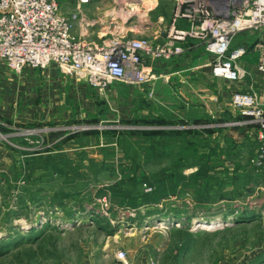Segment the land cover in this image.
<instances>
[{"label":"rangeland","instance_id":"374dc122","mask_svg":"<svg viewBox=\"0 0 264 264\" xmlns=\"http://www.w3.org/2000/svg\"><path fill=\"white\" fill-rule=\"evenodd\" d=\"M100 1L112 20L152 0ZM261 40L235 43L255 60ZM157 119L167 110L150 108L145 85L0 65V264H125L120 250L127 264H264V170L247 149L226 160L222 137H196L216 124Z\"/></svg>","mask_w":264,"mask_h":264},{"label":"built area","instance_id":"2783aa9c","mask_svg":"<svg viewBox=\"0 0 264 264\" xmlns=\"http://www.w3.org/2000/svg\"><path fill=\"white\" fill-rule=\"evenodd\" d=\"M174 12L162 43L146 37H135L138 23H146L157 0L150 1L145 16L136 8H120L110 21L101 42L89 41L88 30L97 21L81 17L79 0L75 12L61 11L59 0H0V65L21 73L26 68L45 70L59 66L64 74L87 81L94 89L105 90L110 84L146 85L153 79L150 63L169 61L182 56L186 46L203 48L213 57L212 75L231 82L253 80L250 70L240 61L248 54L246 45H235L244 33L261 37L262 54L256 72L264 78V0H171ZM145 0L140 1L144 5ZM142 6V7H143ZM80 22L86 33H74ZM184 24V25H183ZM150 92L149 97H153ZM232 106L249 120L234 121L223 126L256 124L260 142L252 159L257 168H264V102L258 93L237 92ZM118 260L127 264V252H117ZM148 264H159L150 261Z\"/></svg>","mask_w":264,"mask_h":264},{"label":"crops","instance_id":"0c3cea01","mask_svg":"<svg viewBox=\"0 0 264 264\" xmlns=\"http://www.w3.org/2000/svg\"><path fill=\"white\" fill-rule=\"evenodd\" d=\"M59 2L61 11L67 15L75 12L79 4V0H59ZM173 12L174 3L171 0H157L155 7L148 14L147 24L138 23L137 33L132 36L146 37L152 42L162 43L166 38L165 30L171 23ZM109 15L100 0H91L89 4L82 5L81 17L98 22L88 30L89 41L101 42L104 33L109 29V21H111L108 19ZM74 33L77 36L86 33L80 22L76 23ZM235 45L242 44L235 43ZM261 54L262 50L255 60L245 56L241 62L248 63L246 66L242 64L241 66L252 72L253 80L235 83L223 78H215L210 67L213 57L203 48L187 45L182 56L169 61L150 63L153 79L145 85L148 104L153 109L167 110L169 122L193 124L198 120L209 119L234 122L238 115L232 106L235 93L254 91L264 102V78L256 72ZM150 92L154 94L152 98L149 97ZM225 124L227 123L217 125Z\"/></svg>","mask_w":264,"mask_h":264},{"label":"trees","instance_id":"16d2710c","mask_svg":"<svg viewBox=\"0 0 264 264\" xmlns=\"http://www.w3.org/2000/svg\"><path fill=\"white\" fill-rule=\"evenodd\" d=\"M246 119L249 120L250 118H245L241 115H237V117L234 121H239V120L243 121ZM151 122L155 125L156 124H167V127H170V126L178 123V122H169V121H164V120L161 121L160 119H157V121H151ZM230 122H233V121L230 120V121L226 122V121H222V119L221 120H210L209 119L206 121L198 120L193 124L203 126V125H208V124H216L217 125V124H224V123H230ZM182 123H186V122H182ZM217 126L218 127L204 128L199 133H197L195 135H198L196 137H199L201 140L205 141L206 143H207L206 136L210 137L212 140H217L218 138L222 137L223 141H225V143H226V147L219 149L220 147L218 145L216 147L219 150H217L216 148H213V149H215V151H221L220 152L221 154H218V156L224 157L226 160H231V158L233 157V152L236 151L237 149H242L244 151H246V149H247V151L249 152L248 159H250V160H252L255 157L256 150L260 146V142L257 140V133L260 129V127L258 125L248 124V125H243V126H232V127H227V126H222V125H217ZM232 129L237 130V134L239 135V137H241L238 141L237 140L234 141L233 140L234 138H232L229 134L225 133V131L232 130ZM145 133L150 134L151 132H145ZM175 134H177V133H175ZM171 135H174V133H172L171 131H167V137H171ZM179 135H182V134H179ZM253 136H254V139H253L254 141L251 140V138ZM206 145H208V144H206ZM254 167H256V166L254 165ZM257 169H259V168H257ZM260 169L264 170V168H260ZM253 171H252V169H250L249 172H253Z\"/></svg>","mask_w":264,"mask_h":264},{"label":"bare ground","instance_id":"6f19581e","mask_svg":"<svg viewBox=\"0 0 264 264\" xmlns=\"http://www.w3.org/2000/svg\"><path fill=\"white\" fill-rule=\"evenodd\" d=\"M193 221H194V220H193ZM199 225H200V224H199ZM199 225H198V226H199ZM218 225H219V224H218ZM161 226H162V225H160V227H161ZM201 226H202V225H201ZM208 228H209V227H208Z\"/></svg>","mask_w":264,"mask_h":264}]
</instances>
